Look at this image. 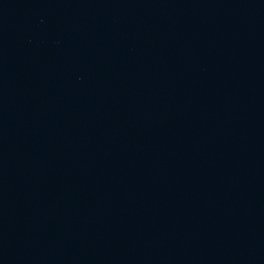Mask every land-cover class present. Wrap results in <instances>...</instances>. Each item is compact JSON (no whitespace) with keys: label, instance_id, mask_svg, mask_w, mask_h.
<instances>
[{"label":"water","instance_id":"95a60500","mask_svg":"<svg viewBox=\"0 0 264 264\" xmlns=\"http://www.w3.org/2000/svg\"><path fill=\"white\" fill-rule=\"evenodd\" d=\"M0 264H264V0H0Z\"/></svg>","mask_w":264,"mask_h":264}]
</instances>
